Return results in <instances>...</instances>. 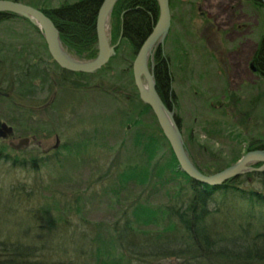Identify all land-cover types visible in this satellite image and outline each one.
Wrapping results in <instances>:
<instances>
[{
	"label": "rangeland",
	"instance_id": "obj_1",
	"mask_svg": "<svg viewBox=\"0 0 264 264\" xmlns=\"http://www.w3.org/2000/svg\"><path fill=\"white\" fill-rule=\"evenodd\" d=\"M3 1L28 6L33 2L42 7L49 4L57 8L76 0ZM119 1L110 17L108 37L111 46H116L112 19L124 17L121 9L115 17L113 14ZM259 3L264 6L261 1ZM170 10L172 27L160 47L170 59V76L177 97L172 112L180 119L178 126L184 142L196 161L206 171L225 170L251 152L247 151L249 144L264 143V81L250 68L264 33V7L251 0H170ZM18 16L0 24V42L12 40L11 36L17 37L20 43L31 41V56L44 60L32 69L39 91L35 100L32 96L26 97L33 92V87L24 86L26 78L12 67L23 85L26 101L22 103L33 109L32 117L23 115L19 109L22 107L11 101L12 90L0 76V118L9 119L15 125L12 141L16 145L29 140V145L23 146L21 151L6 143L10 148L8 153L23 163L32 157H43L45 152L52 151L59 139L58 155L64 163L58 167L53 162L34 173L21 164H18L20 167L0 164V215L11 211L12 217L34 221L27 223V229L36 230L37 225L46 224L44 233L38 231V240L42 238L41 244L52 250L50 256L72 260L79 251L82 252L81 263L96 264V257H102L103 264H117L125 258L132 263L136 259L129 257L121 246L112 244L118 237L116 224L123 227L126 221L120 220L124 212L141 198L153 204L165 201L161 195L151 200L153 190L146 184L135 186L125 182V188L121 189L118 180L123 172L130 170V165L145 159L143 150L137 151L134 145L137 129L144 128L135 127L133 122L141 120L154 130L159 129L152 114L145 118L138 116L143 103L136 97L139 93L134 74L124 73L136 58L131 60L130 50L123 48L105 69L107 76L104 79H98V76L65 81L62 89H58L59 72L51 65L48 48L43 39L35 35L31 25L22 20L26 18ZM63 46L80 62L93 61L99 54L98 46L95 58L79 59ZM218 51L224 53L222 61L216 63L214 56ZM227 72L229 78H226ZM100 81L108 89L106 93L100 88ZM78 83L88 88H78ZM113 87L121 89L122 94H113ZM224 95L227 96L225 100ZM53 98L57 101L52 108L50 100ZM131 102H134L133 107ZM219 103L227 106V110L220 112L212 105ZM224 113L227 115L222 116ZM219 122L231 126L225 135L218 129ZM84 137L96 139L97 144L83 145L76 155H68L62 148L64 144L81 142ZM165 156L160 150L152 165L158 158L164 160ZM257 164L250 163L248 168L261 167ZM31 185L35 193L32 191L27 196L21 190L22 186L31 191ZM141 228L157 230L156 226Z\"/></svg>",
	"mask_w": 264,
	"mask_h": 264
},
{
	"label": "trees",
	"instance_id": "obj_2",
	"mask_svg": "<svg viewBox=\"0 0 264 264\" xmlns=\"http://www.w3.org/2000/svg\"><path fill=\"white\" fill-rule=\"evenodd\" d=\"M103 1L76 0L57 8L49 4L42 7L33 2L29 5L43 11L53 20L69 53L74 52L79 59L91 60L98 53L96 22ZM251 1L264 7L259 0ZM116 7L114 17L120 9L124 10V17L112 19L117 48L115 55L105 67L90 75L61 69L49 56L51 65L59 72L58 89H62L65 81L98 76V79H104L105 69L110 67L123 48L126 51L130 50L131 60L137 57L159 20L158 1L120 0ZM11 17L19 18L12 13L1 12L0 24L12 21ZM22 20L31 25L34 32L36 31L35 35L42 38L47 47L41 29L28 19L22 18ZM14 35L19 37V34ZM11 37L12 40L4 39L0 42V76H3V82H8L9 90H12L11 101L22 107L19 109L22 110L23 115L32 117L33 109L25 107L22 103L26 101L22 92L23 85L18 81V75L14 74L16 71L12 67L21 71L26 78L24 86L33 87L31 90L34 93L29 92L26 97L32 96V100H35L39 91L35 84L37 78L32 69H35L34 66L37 64L40 66L43 58L31 56L30 49L33 48L31 41L25 40L20 43L16 40L17 37ZM153 60L158 92L168 108L173 111L177 97L170 76V59L166 51L159 47L154 52ZM253 60L260 78L264 81V33L257 45ZM124 73L132 75L133 63L130 62ZM98 84L106 93L108 89L103 87V81ZM77 85L78 88H88L79 83ZM111 89L115 91L113 94H118L117 92L122 94L121 89L116 87ZM136 97L143 103L139 95ZM54 98L50 100L52 108L57 101ZM133 104L134 102H131L132 107ZM212 105L220 112L227 110L224 104ZM140 110L142 111L138 113L139 117L145 118L150 113L155 120L157 119L148 105L143 103ZM175 119L177 123L180 120L178 116H175ZM133 123L135 127L144 128L137 129L134 145L137 151L143 150L145 159L137 162V165H130V170L123 172L118 180L122 185H125V182L135 186L146 184V187L150 186L151 191L153 190L151 200L161 195L164 196L165 201L153 204L152 201L144 202L141 198L140 201L129 205L120 220L126 221L123 227H120L119 223L116 224L118 237L116 243L112 244L121 246V249L136 261L129 263L125 258L117 264H172L174 261L176 264H264V172L246 173L216 187L201 184L180 169L179 162L160 126L159 129L154 130L151 125L144 124L141 120H135ZM221 123L219 122L218 129L225 135L231 126L227 122ZM257 143L249 144L247 151L264 150V143ZM90 144H97L96 139L84 137L81 142L65 144L62 148L68 155H76L83 145ZM185 146L192 162L202 173L209 175L223 170L216 168L215 172L206 171L196 161L186 144ZM8 149L10 150L9 147L0 146V164H12V167H20L18 164H21V167L31 169L32 173L39 172L44 165L53 162L58 167L64 163L59 155L51 161L46 154L19 163L16 157H11ZM160 150L166 154L165 159L158 158V162L152 165ZM121 184V189H124L125 186ZM30 189L31 191L22 186L21 190L25 195L30 196L34 190L33 185ZM10 212L0 215V264H87L80 262L82 252L79 251L76 252L77 257L72 260L50 256L51 253L53 254L52 250L41 244L42 238L38 240L39 232L44 233L47 225H37L36 230L27 229V223L35 222L12 217ZM141 226H156L157 230L147 231ZM95 261L96 264H103L102 257H96Z\"/></svg>",
	"mask_w": 264,
	"mask_h": 264
},
{
	"label": "water",
	"instance_id": "obj_3",
	"mask_svg": "<svg viewBox=\"0 0 264 264\" xmlns=\"http://www.w3.org/2000/svg\"><path fill=\"white\" fill-rule=\"evenodd\" d=\"M117 1L104 0L99 10L96 23L99 54L95 60L90 62L77 61L68 54L62 44L58 27L44 12L28 5L3 0H0V12L20 15L39 27L44 34L51 57L60 68L74 73L91 74L106 66L115 54L116 46L110 44L108 29L110 17ZM157 1L160 7V17L133 63V74L140 99L155 114L163 134L179 162L180 169L191 179L212 187L221 186L228 180L242 176L246 172H264V150L248 152L238 163L214 175L202 173L192 162L175 115L158 92L155 69L151 62L154 49L164 43L172 27L170 0ZM260 1L264 4V0ZM11 135H13V128L0 120V139L8 138ZM25 145H29L28 139L14 148L19 150ZM250 163H262L263 165L257 169L248 168Z\"/></svg>",
	"mask_w": 264,
	"mask_h": 264
},
{
	"label": "flooded vegetation",
	"instance_id": "obj_4",
	"mask_svg": "<svg viewBox=\"0 0 264 264\" xmlns=\"http://www.w3.org/2000/svg\"><path fill=\"white\" fill-rule=\"evenodd\" d=\"M260 1V0H259ZM160 47V46H159ZM158 47V48H159ZM215 51H217V50H215ZM223 53H224V51L222 52V51H218L216 54H215V56H214V60H215V62L217 63V62H220V61H222L221 60V58L223 57ZM224 69H226V66H225V64H224ZM250 68L252 69V73H254L255 75H258V77L257 78H260V76H259V74H258V68L256 67V65H255V62H254V60L252 59L251 60V63H250ZM227 77L226 78H229V75H228V72H227ZM228 91H229V89H228ZM223 99H225V98H227V96L226 95H224V97H222ZM0 120H1V122L2 123H5V124H7L8 126H11L12 128H13V135H11V136H9L8 138H2V139H0V146H4V147H7V144L6 143H8V145H10V147L11 148H13L14 149V146H16V144L12 141V139H13V136H14V130H15V125L13 124V122L11 121V120H9V119H1L0 118ZM63 148L65 147V144L62 146ZM61 148V143H60V140L59 139H57V142H56V144L53 146V148H52V151H50V152H45L44 154H46L48 157H49V159L52 161V160H54L55 158H57L58 157V153H59V149ZM15 150V149H14ZM22 150V149H21ZM21 150H19V151H21Z\"/></svg>",
	"mask_w": 264,
	"mask_h": 264
},
{
	"label": "bare ground",
	"instance_id": "obj_5",
	"mask_svg": "<svg viewBox=\"0 0 264 264\" xmlns=\"http://www.w3.org/2000/svg\"><path fill=\"white\" fill-rule=\"evenodd\" d=\"M96 23H97V22H96ZM151 33H152V32H151ZM148 37H149V36H148ZM146 40H147V39H146ZM146 40H145V41H146ZM65 50H66V49H65Z\"/></svg>",
	"mask_w": 264,
	"mask_h": 264
}]
</instances>
